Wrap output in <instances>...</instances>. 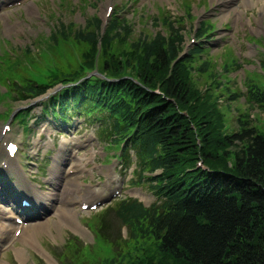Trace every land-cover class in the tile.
<instances>
[{"label":"trees","instance_id":"1","mask_svg":"<svg viewBox=\"0 0 264 264\" xmlns=\"http://www.w3.org/2000/svg\"><path fill=\"white\" fill-rule=\"evenodd\" d=\"M163 22L167 30L136 39L129 38L133 29L128 19L117 15L111 16L104 32L98 16L87 19L83 28L67 25L63 30L64 26L57 25L56 35L71 41L70 51L64 57L60 54L63 49L54 48L56 58L51 61L54 59L58 69L65 61L68 69L59 74L49 71L46 83L29 77L44 75L47 68L33 71L36 63L27 52L24 60L11 59L7 64V69L20 79L19 83L12 81L23 90V99L70 82L61 93L50 96L47 104L52 111L58 116L64 112L68 115L85 106L87 114L99 112L108 125L102 128V137L112 138L116 144L127 140L126 155L131 156L130 148L136 155L134 181L147 183L156 195L149 206L127 197L99 214L97 228L111 243L110 256L91 257L92 262L87 254L80 262L69 256L63 262L119 264L114 248L117 242L129 246L140 238H151L157 255L153 250L150 264H264V132L244 122L241 115L238 131L222 139L214 136L219 125V116L214 115L219 111L214 106L218 107L217 97L211 92L215 101L208 94L203 101L200 89L195 90L184 75L186 65L207 50L201 39L208 33V25L200 27L196 33L199 41L183 57V28L175 27L166 16ZM128 39L133 40L131 48L118 56L116 46ZM71 45L77 50L80 47L81 60L74 65ZM135 46L141 48L140 54ZM91 71L98 74L88 76ZM133 75L138 76L136 81ZM247 87L243 93L246 100L264 110V87L256 83ZM238 97L241 92H232L227 98ZM209 139L214 146L206 148ZM111 212L127 227L128 242L105 235V215ZM138 248L142 246L132 250Z\"/></svg>","mask_w":264,"mask_h":264},{"label":"rangeland","instance_id":"2","mask_svg":"<svg viewBox=\"0 0 264 264\" xmlns=\"http://www.w3.org/2000/svg\"><path fill=\"white\" fill-rule=\"evenodd\" d=\"M188 4L191 5L190 9ZM263 5L264 0L9 1L3 6L2 4L0 5V93L11 92L13 88H17L12 85V80L16 78L20 80L19 77L13 75L12 71L7 69L9 60L20 58L24 60L25 52H27L33 58V62L36 63L33 70L36 71V69L43 66L47 68L48 65L54 64V59L51 61L52 58H56L54 56V48H56L55 50L63 49L64 51L60 54L64 57L67 56L70 51L69 44L71 41H66L56 35L55 28L57 25L60 27L64 26L63 30L67 29V25L69 28H83L87 19L91 17L98 16L102 21L106 22L114 14H119L118 16L128 19L129 24H131L133 32L129 38L134 37L136 39L138 36H152L158 30H167L168 26L164 25L163 22V16H166L174 22L173 25L175 27L183 28L182 32L186 37L185 44L181 49L185 53L183 57L187 56V52L192 48L196 33L200 30V27L203 24L208 25V33L202 39L207 50L197 57L194 63L186 65L188 71L184 70V75L189 84L196 87L195 90L199 91L200 89L204 97L203 101L208 99V97H205L207 94L215 101V97L211 95V92L217 97L218 107L217 105L214 106L219 111H215L214 115L219 116L217 123L220 129L218 127L215 129L214 136H221L220 139H222L223 136L229 135L231 131H238L240 126L239 117L241 115H243L244 122H249L250 125L264 132V110L249 103L243 95L248 84L256 83L264 87ZM107 6H110L108 11L105 10ZM52 39H56L57 42H53ZM60 41H64V43L57 44ZM132 41L128 39V42L117 45V55L122 56L126 50L130 49ZM58 45L61 48H58ZM71 47L74 50L71 65H74L80 62L79 59L81 60L80 47H78L79 51L75 45H71ZM100 47L99 44V50L101 49ZM135 47L140 54L142 52L141 48L139 46ZM132 49H134V46ZM6 50H8V53H6ZM99 53L100 51H98L96 56L98 59ZM28 62L30 61L28 60ZM66 69H68V66L65 61H62L59 63V69L55 71V74H59ZM93 74L98 73L94 71ZM29 77L32 80L38 79L35 75ZM133 77L135 81L138 79L136 75H133ZM55 87L57 88L58 85ZM53 90H50V92ZM232 92H241V97H238L237 100L228 99L227 97ZM18 97L19 95L16 96L15 101H10V95L4 96L0 94L1 112L6 109L11 111L13 109L12 105L19 108L23 107L27 111L26 120L29 122L30 129L26 133V137L23 134L21 122H16L13 118L10 124L11 130L8 139L19 142L20 150L21 148L23 150L17 156L20 155L18 165L20 167L23 166L24 169L18 168L17 164L15 167L22 174H32L36 176L38 182L42 181L44 187L41 191L45 194L52 190V186L55 187L54 184L50 185L47 181L50 172L54 171L52 164L42 168L40 173L35 174V172L36 168L44 163V160L39 156L47 152L52 141L56 142L57 147L64 144L61 138L53 137V134L58 131L56 126L60 125L61 121L52 117L49 112L45 113L42 111L43 106L48 107L46 105L47 95L38 96L30 101H23L21 100L22 98L18 99ZM182 113L188 115L187 111ZM84 116H87L85 112ZM1 118L0 131L5 124ZM76 120H79L78 125L83 124V126L87 127L83 132L79 131L76 135L78 138H75L77 140H85V150L82 151L83 156L78 155L76 159L69 157L66 167H70L71 162H74L80 168L78 172L73 171L71 179L84 181L86 185L83 186L82 192L87 194L85 199L90 202H95L99 199H107L109 201L99 204L94 209H82L80 202L70 205L69 203L74 201L68 200L69 190L65 194L63 190L61 191V188L68 186V181L63 180V175L60 174L59 177L65 187L61 186L60 191L55 192L57 193V198L59 196L61 198L60 200H55L53 208L59 210L55 215L46 217L48 219H38L31 222L34 226L43 224L41 227H34L36 238H31L34 246L25 242L24 238L21 237L23 230L13 228L11 238L5 244H2L0 248L1 263L64 264L63 260L69 256H71L72 260L73 256H75L79 262L86 260L84 256L86 254L90 256L89 260L91 262L92 258L98 255H100L99 259L108 257L111 255V243L102 236L97 228L98 217L95 214L107 208L109 204L115 205L119 199L127 197L137 198L147 206L156 201V195L147 183L143 184L133 181L136 180L135 165L124 176L115 173L118 180L111 179L109 173H112V167L115 166L112 162L116 148H112L106 139L96 135L95 129L101 126V122L96 120L89 124L84 117L77 114L72 115L70 122L73 123ZM205 126L204 124L203 127ZM191 127L194 129L195 124L191 123ZM203 127L200 126L199 129L205 131ZM39 134H41L42 138H36ZM49 134L51 138H47ZM87 136H92L93 138H86ZM30 139H32L31 144L27 145ZM35 139L39 143L40 149L35 156H32L31 151L36 146V142L32 141ZM63 139L66 140V138ZM206 144L208 145L206 148H210L211 145L212 147L214 146V142L210 139ZM26 145L27 147L25 148ZM1 146L0 156L5 150L4 145L1 144ZM64 148L65 156H70L71 148H73L72 143L66 144ZM58 150L59 148L53 155ZM59 157L57 156V158ZM1 166L2 161L0 160ZM47 171L48 173H46ZM45 173L46 175H44ZM55 178H57V175H55ZM56 180H54L56 185L61 184L60 182L57 183ZM118 187L120 192L114 194ZM30 197L34 198L32 195ZM62 207H67V209ZM3 215L9 216L7 214ZM4 221L6 223L13 222L12 219L8 218H5ZM103 231L111 240L119 237L121 239L128 238L126 226L117 220L113 212L109 213L107 220L104 221ZM128 241L129 239H126L124 242ZM117 243L114 248L116 249L115 255H118L116 260L119 264H131L134 261L140 264H148V261L150 264L149 256L153 250H155L157 255L156 243L151 238H140L139 241L133 242L129 246H125L121 242L118 245ZM137 245L142 246V249L138 248L135 252L132 248ZM34 256L39 257L38 263H36ZM71 259L69 258V260ZM88 264L91 263L88 262Z\"/></svg>","mask_w":264,"mask_h":264},{"label":"bare ground","instance_id":"3","mask_svg":"<svg viewBox=\"0 0 264 264\" xmlns=\"http://www.w3.org/2000/svg\"><path fill=\"white\" fill-rule=\"evenodd\" d=\"M107 5V4H106ZM263 7H264V5H263ZM105 10H109L108 9V6L106 7V9ZM11 112L13 113L14 112V109H12L11 110ZM6 133H3V134H1V138H0V151L2 150V146H1V144H2V142L4 141V140H6ZM56 175V174H55ZM52 178H55V176H52ZM49 196H50V198L51 199H55V198H57V193H55V191H51L50 193H49ZM1 198H3V195H1L0 196ZM4 199V198H3ZM64 208H66L67 209V207H63V209ZM62 209V210H63ZM66 211V210H65ZM60 212V211H59ZM62 213H63V211H62ZM66 213H68V212H66ZM66 215V214H65ZM69 216H70V214H69ZM0 218H1V216H0ZM43 224L41 223V224H38V225H35L36 227H41ZM15 226V223H13V224H11V226H8L5 222H0V230L2 231V234L3 233H7L8 235H10V231H11V229L13 228ZM34 225H28L27 227H25V225H23V231H25L26 233H28V237H30V238H32V239H35L36 237H35V234H34V227H35ZM20 226H17L16 228L18 229ZM35 227V228H36ZM15 231V230H14ZM13 232V231H12ZM21 232V231H20ZM2 234L0 235L1 237H2ZM0 240H1V238H0ZM3 249V248H2ZM4 262V261H3ZM1 263V262H0Z\"/></svg>","mask_w":264,"mask_h":264}]
</instances>
